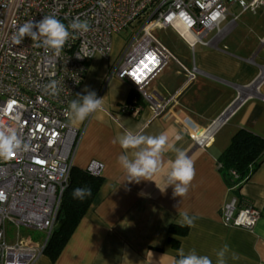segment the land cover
I'll return each mask as SVG.
<instances>
[{
  "label": "crops",
  "instance_id": "0c3cea01",
  "mask_svg": "<svg viewBox=\"0 0 264 264\" xmlns=\"http://www.w3.org/2000/svg\"><path fill=\"white\" fill-rule=\"evenodd\" d=\"M218 28L219 33L214 28L202 39L207 44L191 47L197 46L196 59L182 58L186 67L197 68L194 81L185 82L178 65L170 61L151 83L164 97L174 96L157 117L143 99L141 106L126 103L133 89L110 75L111 53L91 58L69 103L77 94H86L87 87L104 98L103 110L80 124L68 121L77 133L71 161L81 169L98 162L102 183L56 258L41 254L33 264H175L180 248L185 253L195 249L216 264L215 251L225 244L226 264H264V160L237 195L217 165L236 130L264 138V9L241 12L237 4L231 5ZM191 127L211 129L207 145L194 143ZM125 131L166 133L170 143L186 152L195 167L186 196L174 198L173 187L166 185L168 163L174 159L171 151L164 154L165 166L153 181H127L117 162L123 150L113 143ZM234 195L261 210L250 230L221 220L220 208ZM185 212L194 217L193 226H183V235L170 230L183 228L178 221Z\"/></svg>",
  "mask_w": 264,
  "mask_h": 264
},
{
  "label": "built area",
  "instance_id": "2783aa9c",
  "mask_svg": "<svg viewBox=\"0 0 264 264\" xmlns=\"http://www.w3.org/2000/svg\"><path fill=\"white\" fill-rule=\"evenodd\" d=\"M234 4L241 12L264 9V0H0V125L16 127L30 145L8 160L0 159V264H33L56 226L77 134L65 111L91 58L96 54L108 58L113 37L134 27L111 62L110 75L129 83L157 117L174 98L151 86L159 72L173 61L185 82H192L198 70L173 55L155 30L171 28L190 47L207 44L202 39L214 28L220 32L218 25ZM46 15L65 25L73 19L86 20L90 31L75 34L59 54L34 47L30 38L20 44L13 41L26 21ZM51 80L58 82V95L43 88ZM210 135L209 127H191L189 132L201 147ZM85 170L99 176L102 167L91 161ZM261 214L249 200L235 195L220 208L225 225L247 230ZM21 227L43 231L42 240L20 233Z\"/></svg>",
  "mask_w": 264,
  "mask_h": 264
},
{
  "label": "clouds",
  "instance_id": "9594fccd",
  "mask_svg": "<svg viewBox=\"0 0 264 264\" xmlns=\"http://www.w3.org/2000/svg\"><path fill=\"white\" fill-rule=\"evenodd\" d=\"M90 27L86 20L73 19L65 25L56 16L46 15L39 21L34 19L26 21L14 34L13 41L20 44L25 38H30L34 47H43L45 50L59 54L69 39H74L77 33L80 35L88 33ZM43 88L50 95L59 94L56 80H51ZM84 93L86 94H77L76 99L69 103L65 111L66 118L73 125L83 123L94 113L103 110L104 98H97L95 91L87 87ZM113 143H118L123 150L117 162L130 183H139L141 180L153 181L152 178L161 173L165 166L164 154L168 151L173 152L174 159L168 163L166 185L173 187L174 198L187 195L195 177L194 162L185 151L169 142L166 133L146 135L141 132L125 131L115 137ZM29 147V143L20 138L16 127L0 125V159L8 160L14 153L27 151ZM91 194V188L88 187H77L72 192L73 198L81 201ZM193 222L194 217H189L185 212L181 214L178 224L181 227L185 225L191 227ZM228 252L227 244L216 250V264H226ZM177 255L179 258L175 260V264H213L209 256L199 255L195 249L185 253L184 249L180 248Z\"/></svg>",
  "mask_w": 264,
  "mask_h": 264
},
{
  "label": "trees",
  "instance_id": "16d2710c",
  "mask_svg": "<svg viewBox=\"0 0 264 264\" xmlns=\"http://www.w3.org/2000/svg\"><path fill=\"white\" fill-rule=\"evenodd\" d=\"M126 103L131 106H141L142 97L135 90H131ZM264 160V138L240 128L232 135L228 146L220 153L217 158L218 170L229 187H235L233 193L237 195V190L245 181L248 180L252 172ZM236 174V177L232 175ZM102 177L94 176L76 166H71L68 183L62 194L60 204V218L63 220L61 225L52 230L42 254L54 260L66 243L72 230L84 215L96 195ZM77 187L91 188V196L84 200L74 199L73 189ZM170 230L181 235L186 233V228L171 226Z\"/></svg>",
  "mask_w": 264,
  "mask_h": 264
},
{
  "label": "rangeland",
  "instance_id": "374dc122",
  "mask_svg": "<svg viewBox=\"0 0 264 264\" xmlns=\"http://www.w3.org/2000/svg\"><path fill=\"white\" fill-rule=\"evenodd\" d=\"M134 32H135L134 27H128L126 29H123L119 34H117V36H115V38L113 39V49L110 54L112 59H114V57L118 55L119 50L123 45V43L128 41L129 38L134 34ZM155 35L182 63L185 62L183 59H188L189 61L192 60V57L196 59L197 46L192 50V48L189 47L184 42V40H182L178 36V34L175 33L171 28L155 30ZM169 63L172 64L173 62H169ZM19 231L22 234H27L31 236L33 239H38V240H42L44 235L43 231H38L35 229H25L23 227H21ZM7 238L8 240H11L12 238L11 229L9 228H7Z\"/></svg>",
  "mask_w": 264,
  "mask_h": 264
},
{
  "label": "water",
  "instance_id": "95a60500",
  "mask_svg": "<svg viewBox=\"0 0 264 264\" xmlns=\"http://www.w3.org/2000/svg\"><path fill=\"white\" fill-rule=\"evenodd\" d=\"M62 221L63 220L60 218V213H58V215H57V223H56V226H55L56 229L61 225Z\"/></svg>",
  "mask_w": 264,
  "mask_h": 264
}]
</instances>
